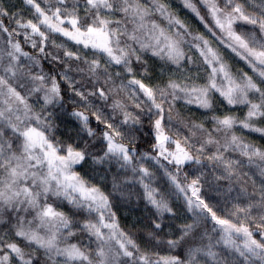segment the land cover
<instances>
[{
  "label": "snow or ice",
  "instance_id": "1",
  "mask_svg": "<svg viewBox=\"0 0 264 264\" xmlns=\"http://www.w3.org/2000/svg\"><path fill=\"white\" fill-rule=\"evenodd\" d=\"M181 4L0 0V264H264V0Z\"/></svg>",
  "mask_w": 264,
  "mask_h": 264
},
{
  "label": "trees",
  "instance_id": "2",
  "mask_svg": "<svg viewBox=\"0 0 264 264\" xmlns=\"http://www.w3.org/2000/svg\"><path fill=\"white\" fill-rule=\"evenodd\" d=\"M7 3H14L19 7L21 0H6ZM42 5L44 3V0H38ZM171 4L173 5V10L177 11L180 18L187 21L189 26L193 31H206L203 28V25L200 24V22L189 12H187L186 9H183L181 0H170ZM199 7L202 9V14H206V10L203 9V5L200 4V0H196ZM209 39H211V36L209 35ZM25 50L30 51V49L25 46ZM187 51V49H186ZM227 53L226 59L228 57H232L229 59V63L231 64L232 70L234 73L236 72H247L249 75H254L252 73V70L244 64L243 61H239L237 58L233 57L228 50H225ZM194 54V59L198 57V54L195 53V50L193 49L191 53ZM195 67V65L193 66ZM203 75V73H201ZM156 82L155 80L153 81ZM188 109H191V112L188 114L194 113L195 118L197 119H204L200 115L201 110H197L195 105L190 106H183V101L178 102V110L182 112H186ZM243 111L241 108L233 109V113L237 116H242ZM238 135L243 134L244 139L249 143H254L257 146H264V137H261L259 133H248L244 132L241 133L239 130L237 131ZM147 145H141V149L143 150L146 148ZM106 192L111 193L113 197L114 203L117 204V216H118V222L120 227L125 230L126 232L132 233L134 236L137 233L145 234L147 232V227L150 225V216L151 213L148 211V208L145 205V202L143 200V191L140 188L138 184L135 185V187H132L131 185H128L123 190V195L117 192H112L111 189V183L109 181L108 185L104 189ZM131 193V195H130ZM136 193H139V198L137 197ZM191 193H189L190 195ZM205 195H210L212 197L213 202L219 201V210L220 212L224 211L225 204L224 200L227 199V194H225L223 197L216 196L215 193H208L205 192ZM174 206H183V198L181 197L179 200L175 196L172 197V201ZM230 206V205H229ZM179 223V221H177ZM204 225L202 224L201 230L204 229ZM207 230L211 232L212 223L209 220L207 225ZM216 235V234H213ZM169 254L166 250H161L160 255H167Z\"/></svg>",
  "mask_w": 264,
  "mask_h": 264
},
{
  "label": "rangeland",
  "instance_id": "3",
  "mask_svg": "<svg viewBox=\"0 0 264 264\" xmlns=\"http://www.w3.org/2000/svg\"><path fill=\"white\" fill-rule=\"evenodd\" d=\"M206 10V9H205Z\"/></svg>",
  "mask_w": 264,
  "mask_h": 264
}]
</instances>
